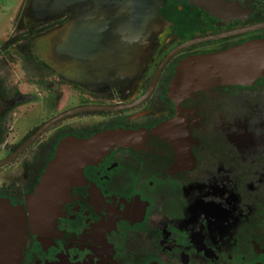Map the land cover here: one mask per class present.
Returning a JSON list of instances; mask_svg holds the SVG:
<instances>
[{"label": "flooded vegetation", "instance_id": "af4514ba", "mask_svg": "<svg viewBox=\"0 0 264 264\" xmlns=\"http://www.w3.org/2000/svg\"><path fill=\"white\" fill-rule=\"evenodd\" d=\"M30 2L0 37V159L61 113L17 129L34 112L24 106L34 84H8L2 70L14 64L61 90L53 110L115 109L80 111L51 125L0 167V196L24 203L59 140L89 135L78 123L100 126L92 133L162 128L148 132L141 148L119 147L87 166L54 223L29 226L21 264H264V69L250 84L218 83L179 102L169 96L187 58L264 39V0H153L139 11L123 0H97L90 8L105 21L96 35L105 49L93 58L57 50L74 6L44 16ZM120 20H149L123 50L115 48Z\"/></svg>", "mask_w": 264, "mask_h": 264}, {"label": "water", "instance_id": "95a60500", "mask_svg": "<svg viewBox=\"0 0 264 264\" xmlns=\"http://www.w3.org/2000/svg\"><path fill=\"white\" fill-rule=\"evenodd\" d=\"M97 0H31V10L37 15H54L69 11L74 6L73 19L68 25L65 38L58 43L57 50L69 52L73 56L93 58L98 51L105 49L96 39L104 29V20H94L92 3ZM153 0H123L136 10H141ZM85 7V10L81 8ZM140 13V12H139ZM141 15V14H139ZM149 20H120L119 37L115 46L118 50L127 48L131 35L140 33ZM264 25V23L262 24ZM27 33L17 35L5 42L13 43ZM190 43V42H189ZM187 43V44H189ZM171 56H167L156 71L148 92L137 102L151 93L158 75ZM179 71L171 80L169 96L179 102L192 92L206 89L218 83L250 84L264 69V39L247 42L224 51L191 56L181 63ZM113 110L111 105H83L65 110L41 125L21 145L8 156L0 159V167L7 165L51 125L68 115L88 110ZM161 126L148 130L145 127H111L89 135L74 134L61 138L52 158L42 171L33 191L25 196L24 203H13L9 198L0 196V264H21L27 243L29 226L32 230L43 229L54 223L67 198L69 187L84 179V169L97 164L113 149L119 147L141 148L148 132L158 134Z\"/></svg>", "mask_w": 264, "mask_h": 264}, {"label": "rangeland", "instance_id": "374dc122", "mask_svg": "<svg viewBox=\"0 0 264 264\" xmlns=\"http://www.w3.org/2000/svg\"><path fill=\"white\" fill-rule=\"evenodd\" d=\"M18 1L19 0H0V37H1V33L4 31V27L5 25L8 23L9 20H4L7 19L8 15L11 13L13 14L14 12H16L17 6H18ZM18 10V8H17ZM20 11V9L18 10V12ZM9 29H13L14 26H11V24H9L8 26ZM0 42H1V38H0ZM4 73V76L6 78V80L8 81V84L11 83L14 86H16V88H19V84L22 86H25L27 84H34V88L32 91V99L30 100H26L25 105H34L33 109L31 111L32 115L30 116H22L19 121H17V124L15 123V126L17 127V129H22L23 127H28L31 124H34L35 122H38L41 115H49V114H57L58 112H62L65 109L64 108H60L57 110H53V107L56 106V103L59 100H62V98L64 97V94L61 92V90L56 89V88H52L51 83L49 80L47 79H42L40 77H32L30 76V74L32 73H28V69L26 68L25 70L20 66V64H14L12 67H8L2 70ZM71 100H73V98L71 97ZM42 108L46 109V112L42 113ZM13 115V114H12ZM14 118H16L15 116H13ZM11 124L14 123L12 122V120L10 121ZM75 125V123H72ZM93 123H91L90 121L86 120L84 121V123H78L77 127L81 128V126L83 125L84 128L82 127L81 129H79L81 134H90L92 133L94 130L98 129L100 126L96 125H92ZM53 140V139H52ZM39 158V157H38ZM4 178H2L0 176V183Z\"/></svg>", "mask_w": 264, "mask_h": 264}, {"label": "crops", "instance_id": "0c3cea01", "mask_svg": "<svg viewBox=\"0 0 264 264\" xmlns=\"http://www.w3.org/2000/svg\"><path fill=\"white\" fill-rule=\"evenodd\" d=\"M23 2H24V0H19L18 1V6H17V8H18V10L19 9H21V7H22V5H23ZM17 8H15L16 9V12H14L13 14H9L8 15V17H7V19H5V17H4V20H9L8 21V23L5 25V27H4V31L1 33V35H3V36H5V35H7L10 31H11V29H9L8 28V26H9V24H10V22H11V20H14L15 19V17L18 15V10H17ZM1 9V8H0ZM1 18V17H0ZM2 19V18H1ZM0 19V20H1Z\"/></svg>", "mask_w": 264, "mask_h": 264}]
</instances>
